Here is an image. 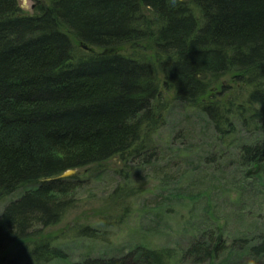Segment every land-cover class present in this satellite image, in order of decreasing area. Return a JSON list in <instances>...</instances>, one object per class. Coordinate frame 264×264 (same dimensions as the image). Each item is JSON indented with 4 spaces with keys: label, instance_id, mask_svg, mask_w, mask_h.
Returning a JSON list of instances; mask_svg holds the SVG:
<instances>
[{
    "label": "trees",
    "instance_id": "1",
    "mask_svg": "<svg viewBox=\"0 0 264 264\" xmlns=\"http://www.w3.org/2000/svg\"><path fill=\"white\" fill-rule=\"evenodd\" d=\"M142 41L154 60L110 50ZM177 104L211 120L247 177L264 176V0H48L33 14L0 0V199L20 191L0 214L3 257L66 259L56 236L34 238L69 206L79 175L60 174L115 156L150 161ZM222 228L185 248L140 242L73 264H228L241 252L264 264V232L229 240Z\"/></svg>",
    "mask_w": 264,
    "mask_h": 264
},
{
    "label": "rangeland",
    "instance_id": "2",
    "mask_svg": "<svg viewBox=\"0 0 264 264\" xmlns=\"http://www.w3.org/2000/svg\"><path fill=\"white\" fill-rule=\"evenodd\" d=\"M18 3L23 14H33L48 0ZM153 47L142 41L110 50L151 61L155 58ZM83 48L100 51L93 46ZM177 105L152 135L155 152L150 161L144 162L142 157L124 161L115 156L99 169L88 165L70 173L79 176L71 180L75 189L63 217L41 227L34 237L56 236L54 244L61 246L67 257L46 264L124 254L140 242L185 248L201 230L220 224L229 240L264 232V176L247 177L237 148L219 143L211 120L198 110ZM19 194L17 190L0 199V214ZM85 224L94 227L98 238L76 236L75 227ZM3 252L0 250V264H10V257H3ZM251 259L241 252L228 264H250ZM180 260L198 264L186 257Z\"/></svg>",
    "mask_w": 264,
    "mask_h": 264
},
{
    "label": "water",
    "instance_id": "3",
    "mask_svg": "<svg viewBox=\"0 0 264 264\" xmlns=\"http://www.w3.org/2000/svg\"><path fill=\"white\" fill-rule=\"evenodd\" d=\"M84 47H87L86 45H83ZM75 169H68L65 172H63L62 174H60V176H66L68 174H70L71 172H73Z\"/></svg>",
    "mask_w": 264,
    "mask_h": 264
}]
</instances>
